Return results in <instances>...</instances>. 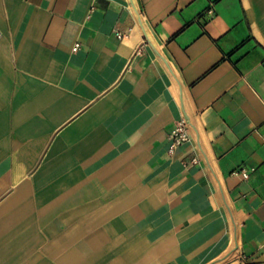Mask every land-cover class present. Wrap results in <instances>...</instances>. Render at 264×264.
<instances>
[{
	"label": "crops",
	"instance_id": "1",
	"mask_svg": "<svg viewBox=\"0 0 264 264\" xmlns=\"http://www.w3.org/2000/svg\"><path fill=\"white\" fill-rule=\"evenodd\" d=\"M0 264H264V0H0Z\"/></svg>",
	"mask_w": 264,
	"mask_h": 264
},
{
	"label": "built area",
	"instance_id": "2",
	"mask_svg": "<svg viewBox=\"0 0 264 264\" xmlns=\"http://www.w3.org/2000/svg\"><path fill=\"white\" fill-rule=\"evenodd\" d=\"M116 36L119 39H123L125 34L121 31H115ZM80 47L79 43H76L73 47V51H76ZM190 128L191 123L190 120L186 116H182L178 119L172 128L169 131V155H173L175 151L180 148L185 143L189 142L190 140ZM198 163L197 157H192L191 159H183L182 164L185 169H188L190 166L195 165ZM255 171L254 167L247 168L241 167L239 168L236 173L240 174L243 178H249L250 174Z\"/></svg>",
	"mask_w": 264,
	"mask_h": 264
}]
</instances>
